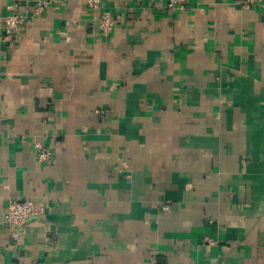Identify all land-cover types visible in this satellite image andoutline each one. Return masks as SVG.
<instances>
[{"label": "crops", "instance_id": "obj_1", "mask_svg": "<svg viewBox=\"0 0 264 264\" xmlns=\"http://www.w3.org/2000/svg\"><path fill=\"white\" fill-rule=\"evenodd\" d=\"M245 2L102 0L105 38L85 0H0V25L30 15L0 38V264H264V3ZM10 200L47 207L18 240Z\"/></svg>", "mask_w": 264, "mask_h": 264}, {"label": "built area", "instance_id": "obj_2", "mask_svg": "<svg viewBox=\"0 0 264 264\" xmlns=\"http://www.w3.org/2000/svg\"><path fill=\"white\" fill-rule=\"evenodd\" d=\"M164 3V9L169 14L185 12L188 10L189 0H160ZM264 3V0H246L244 7L251 9L253 6ZM88 10L96 16L101 36L109 37L115 29L116 20L112 12L104 10L102 0H85ZM38 11H42L39 8ZM30 15L27 11L15 10L7 7L0 25V38L13 42L16 36L29 23ZM35 156L40 163H51L54 153L39 142L34 144ZM169 204L164 206V211H169ZM47 213L44 204H36L31 200H10L4 215V223L8 226L14 240H18L21 230L33 220H40Z\"/></svg>", "mask_w": 264, "mask_h": 264}]
</instances>
